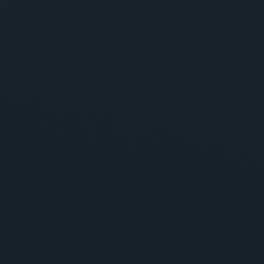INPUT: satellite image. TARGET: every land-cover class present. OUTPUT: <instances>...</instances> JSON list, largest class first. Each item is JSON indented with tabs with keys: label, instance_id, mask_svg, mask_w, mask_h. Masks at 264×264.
Returning <instances> with one entry per match:
<instances>
[{
	"label": "water",
	"instance_id": "water-1",
	"mask_svg": "<svg viewBox=\"0 0 264 264\" xmlns=\"http://www.w3.org/2000/svg\"><path fill=\"white\" fill-rule=\"evenodd\" d=\"M0 264H264V0H0Z\"/></svg>",
	"mask_w": 264,
	"mask_h": 264
}]
</instances>
